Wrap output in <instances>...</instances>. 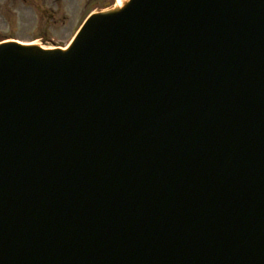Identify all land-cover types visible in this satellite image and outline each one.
Here are the masks:
<instances>
[{
	"label": "water",
	"instance_id": "water-1",
	"mask_svg": "<svg viewBox=\"0 0 264 264\" xmlns=\"http://www.w3.org/2000/svg\"><path fill=\"white\" fill-rule=\"evenodd\" d=\"M0 264H264V0L0 43Z\"/></svg>",
	"mask_w": 264,
	"mask_h": 264
},
{
	"label": "rangeland",
	"instance_id": "rangeland-1",
	"mask_svg": "<svg viewBox=\"0 0 264 264\" xmlns=\"http://www.w3.org/2000/svg\"><path fill=\"white\" fill-rule=\"evenodd\" d=\"M38 10H26L30 0H0V39L44 43L47 46L68 44L75 35L70 29L53 28L48 22L51 13L56 18L73 19L87 13L83 11L88 0H38ZM102 4H100V7ZM50 14V15H48ZM55 17L54 20L56 19ZM47 40V41H46Z\"/></svg>",
	"mask_w": 264,
	"mask_h": 264
},
{
	"label": "flooded vegetation",
	"instance_id": "flooded-vegetation-1",
	"mask_svg": "<svg viewBox=\"0 0 264 264\" xmlns=\"http://www.w3.org/2000/svg\"><path fill=\"white\" fill-rule=\"evenodd\" d=\"M19 1H21L22 3H25L28 0H19ZM114 3H115L114 0H88L84 6L83 11H86V10L87 11L89 10V11L87 13H85L84 15L82 14L80 17H74L73 19L66 17V16L58 19L55 17V14L51 13V17H50V20H49L47 25H49L50 22H53L52 23L53 28H55V27H58L60 29L68 28L71 30V32H74L75 30H77L82 25L84 18L92 10L95 9L94 7L96 5L99 6L100 4H102L105 7H108V6H112ZM38 5H39L38 0H30V4L28 5V8L26 10L33 11L35 9L37 11ZM98 6H96V7H98ZM48 15H50V14H48ZM52 17H55L56 19L54 20V18H52Z\"/></svg>",
	"mask_w": 264,
	"mask_h": 264
}]
</instances>
